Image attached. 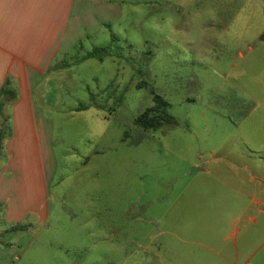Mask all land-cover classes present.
<instances>
[{"label": "rangeland", "instance_id": "374dc122", "mask_svg": "<svg viewBox=\"0 0 264 264\" xmlns=\"http://www.w3.org/2000/svg\"><path fill=\"white\" fill-rule=\"evenodd\" d=\"M77 1L89 18L110 0ZM112 8L60 58L70 66L50 96L57 206L13 264H264V0ZM102 48L103 61H84ZM151 88L177 126L136 125Z\"/></svg>", "mask_w": 264, "mask_h": 264}, {"label": "crops", "instance_id": "0c3cea01", "mask_svg": "<svg viewBox=\"0 0 264 264\" xmlns=\"http://www.w3.org/2000/svg\"><path fill=\"white\" fill-rule=\"evenodd\" d=\"M114 10L110 0L96 6L88 18L77 0H0V91L9 80L18 94L17 101L6 108L12 135L5 141L0 162V264H13L28 250L34 239L30 234L36 226H47L57 206L51 195L58 162L51 120L56 105L50 96L60 91L64 68L54 76L51 69L65 62L60 58L86 36L84 30L98 26L97 15L108 17ZM89 111L90 107L76 113ZM99 111L94 117L111 124V114ZM240 220L241 216L232 233L223 238L225 244L238 238ZM13 227L24 229L11 231ZM207 249L227 260L216 247ZM253 258L249 256L245 264H252Z\"/></svg>", "mask_w": 264, "mask_h": 264}, {"label": "trees", "instance_id": "16d2710c", "mask_svg": "<svg viewBox=\"0 0 264 264\" xmlns=\"http://www.w3.org/2000/svg\"><path fill=\"white\" fill-rule=\"evenodd\" d=\"M262 39L264 40V36ZM106 51L107 48H102L100 51H93L84 59V61L88 59H98L103 61L105 56L100 53H105ZM69 66L70 65H65L62 62L52 67L51 71H57L59 68L63 69ZM150 91L153 95V105L136 119V125L145 132L158 131L165 126H177L179 124L177 119L169 112L170 104L162 96L158 95L154 88H151ZM17 98V91L8 80L0 91V123L2 124L0 129V162L5 152V141L12 135V126L8 115L6 114V108L8 105L14 104L17 101ZM87 108L88 106H83L79 108L78 111L86 110ZM23 229V227H13L11 231H21ZM1 238L2 237L0 236V240Z\"/></svg>", "mask_w": 264, "mask_h": 264}]
</instances>
